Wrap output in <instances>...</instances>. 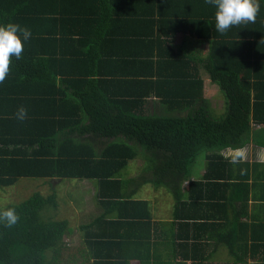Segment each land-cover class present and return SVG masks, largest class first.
Segmentation results:
<instances>
[{
	"label": "trees",
	"instance_id": "obj_1",
	"mask_svg": "<svg viewBox=\"0 0 264 264\" xmlns=\"http://www.w3.org/2000/svg\"><path fill=\"white\" fill-rule=\"evenodd\" d=\"M153 1L74 0L82 3V20L71 21L76 32L63 34L64 18L59 23L53 16L68 0H0V24L31 30L0 82V189L20 179L55 182L50 194L36 191L0 205L18 215L12 226L0 221V264H203L212 253L205 247L224 236V207L209 213L215 195L208 184L205 196L196 190L207 182L193 175L199 154L212 151L207 161L220 159L219 151L242 148L255 124L264 125V0H258L256 20L263 22L256 33L248 31L254 22L219 32L215 5L185 0L174 29L153 38L155 32H142L144 38L127 32L129 44L122 46L124 34L114 29L126 14L149 21L144 10ZM114 4L120 13L110 10ZM187 28L209 43L206 56L174 46L172 39ZM61 33L70 37L59 39ZM199 65L226 98L224 113L205 98ZM151 96L166 105L165 113L146 107ZM263 137L253 140L264 146ZM82 181L95 189L89 212L75 188L78 225L55 219L59 183ZM145 184L158 192L154 201L139 190ZM162 196L171 197V210L155 204ZM160 239L169 257L151 255ZM179 241L191 256L176 259Z\"/></svg>",
	"mask_w": 264,
	"mask_h": 264
},
{
	"label": "crops",
	"instance_id": "obj_2",
	"mask_svg": "<svg viewBox=\"0 0 264 264\" xmlns=\"http://www.w3.org/2000/svg\"><path fill=\"white\" fill-rule=\"evenodd\" d=\"M104 1L107 2V5H111L112 0L110 2H108V0ZM184 1L185 0L153 1L149 4V7L144 10L145 13L149 12V15L146 16V19L149 21H144L143 16L134 18L126 14V16L122 18L120 26L114 29L117 34H124L123 41L120 42L121 45L127 46L129 44L127 32H140L138 37L142 38H144L141 34L142 32H146V34L147 32H155V34L150 35V38H153L154 36L157 37V33L162 30L167 31L168 29H174V25L176 24L175 15L180 11ZM59 6L57 11L59 9L61 13H55L53 18L57 19V21L64 18L65 24L61 25L64 26L62 33L64 34V30L73 32V29L76 32L79 29L78 26L70 23L71 21L82 20V3L78 6V4H75L74 0H68L67 3L60 4ZM101 7L104 8V6ZM83 10L86 11V9ZM110 10L114 12L118 11L117 13L122 11H119L120 7L117 9L116 4L111 6ZM58 22L60 23V21ZM260 22H263L262 19ZM260 22L255 20L253 26H250L248 31L256 33L260 29ZM240 27H244V25ZM55 29L60 32V26H57ZM185 30L188 33L182 31L172 39L174 46L177 49L181 47V45L193 47L200 52L201 56H206L208 54L209 43L203 42L192 35L190 33V28ZM245 30H247V27H245ZM62 33L57 36L59 39H68L70 37ZM77 36L78 35H75L73 37L77 38ZM164 62L166 61L164 60ZM199 73L204 79V96L211 102L212 108L218 111V108L213 106L211 97L207 96V91L208 88L214 91L218 89V95L223 98L222 105H225V99L221 93V89L210 80L208 74L202 70L200 65ZM145 104L151 112L163 111L165 113L168 109H166V105L162 103L159 98L154 96L149 97L145 101ZM260 126L261 124H255V132L252 133L251 140L242 148H225L219 151L218 155L222 156L220 159L218 158L208 162L207 156L212 155V151L199 154L193 179L202 180L204 178L207 183L199 185L196 190H200L204 195V185L208 184L207 188L209 192H211L213 196L215 195V198L213 197V200L210 202L209 213H218L217 210H220L219 205L224 207V213H222L224 219L221 223L226 225L224 230L225 233L222 230L224 236L219 237L220 241L217 240L218 244L214 245L217 242L215 241L210 244L211 246L209 248L208 246L205 247L204 250H208L209 253H212L208 262H204L203 264H264V146L253 140L254 137L258 138L259 136H264V134L255 135L256 132L261 130ZM240 149H243L244 154L242 157L237 155ZM145 186H150L152 190L148 193H144ZM187 189V185H184L183 193L185 190L187 191ZM139 190L144 195L145 199L152 201H154L155 196L157 197L158 195V192L155 191L151 184H145L140 187ZM171 203L173 204V201L170 196H162L160 201L155 204H158L160 211L163 212L171 210ZM183 207H185V205ZM236 226L239 229L238 234H235ZM222 231H220V233ZM73 241H79L77 233H75V239H73ZM158 242L160 243L157 245H155V243L151 244V255H154V253L155 255L156 253H162L169 257V247L165 244L166 242L164 243V239H160ZM181 243L182 242L179 241L176 247L177 260H181V258H185L186 256H191L190 250L185 246L179 245ZM184 262L185 264H197V261H193V259L184 260ZM131 264L140 263H138V261H133Z\"/></svg>",
	"mask_w": 264,
	"mask_h": 264
},
{
	"label": "clouds",
	"instance_id": "obj_3",
	"mask_svg": "<svg viewBox=\"0 0 264 264\" xmlns=\"http://www.w3.org/2000/svg\"><path fill=\"white\" fill-rule=\"evenodd\" d=\"M215 5V29L225 32L230 27L241 23L255 22L260 10L258 0H207ZM31 37V30L18 23L8 22L0 24V82H3L10 71L11 57L19 58L24 50V42ZM27 110L18 109L17 117L23 120ZM243 149L237 155L243 156ZM18 220L15 208L0 211V221H6L8 226L14 225Z\"/></svg>",
	"mask_w": 264,
	"mask_h": 264
},
{
	"label": "rangeland",
	"instance_id": "obj_4",
	"mask_svg": "<svg viewBox=\"0 0 264 264\" xmlns=\"http://www.w3.org/2000/svg\"><path fill=\"white\" fill-rule=\"evenodd\" d=\"M218 89L213 90L209 89L207 91V96L211 97V101L214 107L218 108L217 113H224L226 108L224 104L222 105V97L218 95ZM224 97V95H223ZM224 99H226L224 97ZM222 108V109H221ZM220 116V115H219ZM263 128L264 126H260ZM264 138V137H263ZM139 164H142L139 162ZM135 168V166H133ZM133 170V169H132ZM136 173L138 172V166L136 165ZM55 182L52 180L50 184L42 181V180H29V179H20L14 186H10L5 188L4 190L0 189V205L6 204L8 202L18 203L27 197L33 195L36 191H41L43 194H50L51 187ZM74 188V189H73ZM75 188H77L84 195V200L86 201V205L83 208L84 211L89 212L88 207H92L91 200L94 196V186L89 181L75 182V183H59L58 186V206L57 209L54 210V214H52L55 219H69L72 221L74 226L78 225L80 220L81 213L79 212V207L76 204L74 196L71 194L75 192ZM152 188L150 186H145L144 193H148ZM74 191V192H71ZM76 194V193H75ZM83 200L78 201V205H82ZM77 230V228H76ZM75 239V235L73 237Z\"/></svg>",
	"mask_w": 264,
	"mask_h": 264
}]
</instances>
